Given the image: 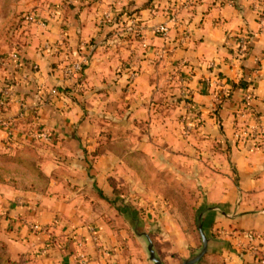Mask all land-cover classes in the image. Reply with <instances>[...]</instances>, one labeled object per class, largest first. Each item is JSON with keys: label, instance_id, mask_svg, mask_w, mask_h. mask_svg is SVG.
Listing matches in <instances>:
<instances>
[{"label": "crops", "instance_id": "1", "mask_svg": "<svg viewBox=\"0 0 264 264\" xmlns=\"http://www.w3.org/2000/svg\"><path fill=\"white\" fill-rule=\"evenodd\" d=\"M64 1L0 0V117L19 121L23 101L27 117L36 105L44 125L61 138L72 135L80 115L64 92L71 96L86 88L87 102H93L97 90H113L117 68L108 43L116 33L136 37L137 68L123 71L119 82L131 83L136 75V117L159 124L167 139L177 138L173 154L189 179L198 171L204 232L213 238L208 257L218 255L222 264H264V136L260 143L237 138L249 127L264 126V0ZM28 10L47 25L26 23L22 13ZM162 24L169 27L167 39L155 32ZM16 51L19 59H10ZM86 59L76 79L65 81L58 66ZM53 88L60 95L49 104L43 95ZM63 187L52 179L50 189L38 194L0 181V240L13 259L19 246L36 249L43 264H71L70 257H55L59 243L51 238L63 230H76L92 243L80 224L79 201L63 195ZM247 232L256 235L254 244Z\"/></svg>", "mask_w": 264, "mask_h": 264}, {"label": "rangeland", "instance_id": "2", "mask_svg": "<svg viewBox=\"0 0 264 264\" xmlns=\"http://www.w3.org/2000/svg\"><path fill=\"white\" fill-rule=\"evenodd\" d=\"M27 12L33 11L22 14ZM110 18V14L104 15L105 21ZM116 34L107 47L116 59L111 79L114 89L97 90L94 94L99 99L89 103L86 88L76 95L62 94L71 99L80 115L72 135L61 138L44 125L36 105L27 117L28 107L19 101V121L7 122L12 135L7 127L0 129V181L39 194L50 189L52 179L60 180L65 184L63 195L79 201L80 224L92 234V243L85 241V235L73 233L76 230H63L51 238L53 244L59 243L56 258L70 257L71 264H154L148 250L152 244L164 264H183L202 251L201 228L209 243L213 241L204 232L199 209L204 192L194 183L198 171L189 179L173 154L177 138L167 139L157 129L159 124L153 126L151 119L136 117L132 103L137 77L131 75V83L119 81L123 71L137 68L141 45L132 35L123 38ZM87 62L82 63L86 66ZM71 63L68 60L64 66ZM43 96L47 103L53 101L48 93ZM16 253L13 259L0 240V264H43L36 249L22 251L16 246L12 254ZM208 254L198 264H222L218 255L210 258Z\"/></svg>", "mask_w": 264, "mask_h": 264}, {"label": "built area", "instance_id": "3", "mask_svg": "<svg viewBox=\"0 0 264 264\" xmlns=\"http://www.w3.org/2000/svg\"><path fill=\"white\" fill-rule=\"evenodd\" d=\"M109 15V14H108ZM109 18V17H108ZM23 20L28 24H34L41 27L46 26V22L41 20V18L34 12H27L23 15ZM155 32L158 34H161L165 39L168 38L169 34V27L167 24H162L156 27ZM243 47L246 48V44L242 43ZM47 49L50 48L49 45L46 46ZM10 59H19L18 52H14L10 55ZM35 69H37V66H34ZM59 70L62 72L65 80H72L74 77L77 76V74L82 70V62H72L68 66H59ZM59 95L58 88H53L48 92V97L52 100L53 98L57 97ZM252 99L251 96H248L246 98V101H250ZM1 127H7L9 132L8 135H12V130L9 129L8 123L4 122L3 118L0 117V129ZM264 136V126H252L247 128L246 130L242 131L240 134L237 135L238 139H241L243 141L245 140H251L255 143H260V141L263 139ZM32 229L38 230L39 228L37 226H31ZM245 238L249 241V243L254 244L257 240V237L252 232L245 233ZM246 246H244L245 248ZM81 264H85V262H80Z\"/></svg>", "mask_w": 264, "mask_h": 264}, {"label": "water", "instance_id": "4", "mask_svg": "<svg viewBox=\"0 0 264 264\" xmlns=\"http://www.w3.org/2000/svg\"><path fill=\"white\" fill-rule=\"evenodd\" d=\"M203 217V215H202ZM201 234H202V238H203V248L202 251L195 256L194 258L185 261L183 264H198L208 253H209V240L206 238V236L204 235L202 228H201ZM149 252H150V260L154 263V264H164L157 256H156V252L153 248V245L150 244L149 248H148Z\"/></svg>", "mask_w": 264, "mask_h": 264}]
</instances>
